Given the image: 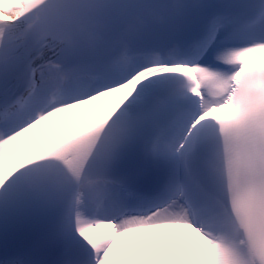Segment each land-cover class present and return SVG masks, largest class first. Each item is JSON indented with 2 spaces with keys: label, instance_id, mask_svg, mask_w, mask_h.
<instances>
[{
  "label": "snow or ice",
  "instance_id": "obj_1",
  "mask_svg": "<svg viewBox=\"0 0 264 264\" xmlns=\"http://www.w3.org/2000/svg\"><path fill=\"white\" fill-rule=\"evenodd\" d=\"M264 0H0V264H264Z\"/></svg>",
  "mask_w": 264,
  "mask_h": 264
}]
</instances>
